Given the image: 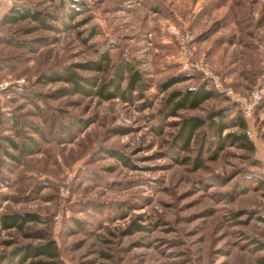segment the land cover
I'll use <instances>...</instances> for the list:
<instances>
[{"label": "rangeland", "instance_id": "rangeland-1", "mask_svg": "<svg viewBox=\"0 0 264 264\" xmlns=\"http://www.w3.org/2000/svg\"><path fill=\"white\" fill-rule=\"evenodd\" d=\"M77 2L84 12L68 29L60 0L16 5L43 14L46 27L5 25L0 15V83H9L0 94V217L32 212L42 219L22 231L0 228V264H18L16 247L46 237L56 241L62 264H264V98L250 124L253 153L228 144L213 158L205 129L186 152L173 143L180 117L227 109L224 120L233 125L240 106L225 92L264 87V0ZM175 32L191 35L187 56ZM99 60L100 72L74 70L100 85L130 62L142 77L133 100L85 97L41 79ZM180 75L188 80L161 89ZM203 82L219 95L162 118L170 92ZM6 138L17 146L31 138L39 149L21 156ZM199 155L204 163L195 168Z\"/></svg>", "mask_w": 264, "mask_h": 264}, {"label": "trees", "instance_id": "trees-1", "mask_svg": "<svg viewBox=\"0 0 264 264\" xmlns=\"http://www.w3.org/2000/svg\"><path fill=\"white\" fill-rule=\"evenodd\" d=\"M16 5L5 14L1 23L13 25L22 21L31 20L33 22H40L46 27L43 24V20H41L43 14L33 9L22 8ZM64 6L66 8H64ZM60 8L63 10L64 20L67 21V24H64L65 29L69 28V22H74L76 17L84 12V6L75 0H60ZM83 22H85V20ZM80 24L81 23H78V25ZM100 59L101 61H107L108 57L102 55ZM75 68L83 71L100 72L103 69V65L100 60L99 62L78 64L60 72H53L49 76L43 75L41 79H44L43 82L47 83L65 82L72 87V92L77 95L85 97L97 96L105 100L119 96V98L125 101H131L135 98L133 93L136 91L137 85L142 81L140 72L136 70L130 62L126 61H121L114 75L107 82L100 85L96 78H84L79 76L77 72H75ZM187 80L188 78L185 75L174 76L165 81L161 85V89L166 91L170 87ZM124 82H126L125 87L122 86ZM218 95V92L210 87L207 82H203L197 87L173 91L165 98L159 113L164 119L175 118L178 117L179 113L182 111L198 110L203 104L216 98ZM227 111V109H218L205 117L198 115H185L180 117L179 122L176 124L177 132L174 136V146L178 147V150L181 152L190 150L197 132L205 129V132H203L204 137L208 132L213 138L212 143H210V146L207 148L208 153H210L213 158H216L228 144L248 153H253L255 148L245 135L246 124L242 116H240L241 114L239 116L236 114L235 117L232 118L234 124L229 125L224 120L227 117ZM232 127L237 128V131L224 134ZM262 137H264V133ZM6 141L10 142V145L14 147L21 156L31 155L39 149L38 144L31 138L27 139L19 146L8 138H6ZM6 154L12 158V155H9L8 152H6ZM114 157L126 161L125 156L120 153L114 155ZM192 162L194 167L198 168L203 165L204 158H202V155H199L196 159L192 160ZM255 182L258 183V185L261 184V180L258 178H255ZM41 220L39 215L32 212L5 213L0 217V228L4 230L14 228L17 231H22L30 222L35 223ZM134 228L138 230L143 229L140 225H134ZM12 258H16L18 264H62L56 241L51 237L44 238L42 242L36 245L27 244L16 247L12 251Z\"/></svg>", "mask_w": 264, "mask_h": 264}, {"label": "built area", "instance_id": "built-area-1", "mask_svg": "<svg viewBox=\"0 0 264 264\" xmlns=\"http://www.w3.org/2000/svg\"><path fill=\"white\" fill-rule=\"evenodd\" d=\"M84 3H89L90 0H77ZM20 0H0V15H5L13 6L18 4ZM176 35V43L180 50V53L182 56H187L188 54V44L191 41V35L189 33H182L178 34V32H175ZM261 57L263 59L264 64V47L261 48ZM187 62L184 65V67H187ZM197 70H200L204 77H206L208 80H211L212 83L215 85L216 88H219L216 77L214 74L206 68V66H201V64H197L195 66ZM186 69V68H184ZM7 87H9V83H0V94L3 90H5ZM226 95L234 100L236 103L240 106V114L247 124V129L245 131V135L248 138L250 142H254L256 140V132L253 128L254 126H250V124L253 122L254 119V113L255 110L258 108L259 104L263 101L264 98V87L262 86H256L249 92H247L244 95H235L233 94L232 90H227ZM260 176L262 180L264 181V163L260 170Z\"/></svg>", "mask_w": 264, "mask_h": 264}, {"label": "crops", "instance_id": "crops-1", "mask_svg": "<svg viewBox=\"0 0 264 264\" xmlns=\"http://www.w3.org/2000/svg\"><path fill=\"white\" fill-rule=\"evenodd\" d=\"M252 144L254 145V147H256V143L255 142H253Z\"/></svg>", "mask_w": 264, "mask_h": 264}]
</instances>
